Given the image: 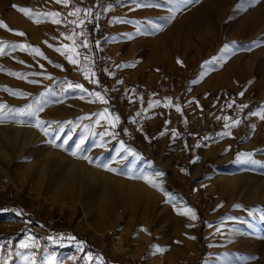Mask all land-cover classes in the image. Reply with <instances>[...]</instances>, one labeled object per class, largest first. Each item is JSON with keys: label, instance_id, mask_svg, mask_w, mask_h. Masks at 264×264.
I'll return each mask as SVG.
<instances>
[{"label": "rangeland", "instance_id": "1", "mask_svg": "<svg viewBox=\"0 0 264 264\" xmlns=\"http://www.w3.org/2000/svg\"><path fill=\"white\" fill-rule=\"evenodd\" d=\"M229 1L256 19L249 37L243 24L228 26L231 10L220 19ZM12 5L42 14L40 22ZM171 7L0 0V41L43 53L8 47L0 55V264H264V119L250 115L264 107V0H184L174 18ZM64 23L70 33H61ZM5 133L26 137L25 151L59 146L75 155L76 173L114 175L153 201L117 203L125 220L116 231L86 223L81 207L54 205L53 192L45 200L32 189ZM187 209L195 220L180 214Z\"/></svg>", "mask_w": 264, "mask_h": 264}, {"label": "bare ground", "instance_id": "2", "mask_svg": "<svg viewBox=\"0 0 264 264\" xmlns=\"http://www.w3.org/2000/svg\"><path fill=\"white\" fill-rule=\"evenodd\" d=\"M231 3L232 1L227 3L228 6L226 9L223 7L224 10L221 12L220 19H223L224 12L231 10L230 22H232H229L228 26L230 28L235 26V22L237 24H243L244 30H242V37H249L253 25L256 23V19L251 18L250 14H244V7L236 5L235 1L233 4ZM260 50L258 52H262V56L260 53L255 52L251 57L257 59L260 55L259 60L264 61V49ZM250 61L249 59L243 63L242 68L244 72L247 70ZM259 69H256V73L260 75L262 71H259ZM3 135L4 140H8L7 142L9 143L14 141L18 145V149L14 151L15 153L9 155L17 160L18 168L26 170L24 174L34 179L35 184L32 189L38 190V192L40 191V196L45 200H48V193L53 192L51 195L56 197L55 199L52 198L54 205L69 207L71 209H75L78 206L81 207L83 209L82 220L86 223L89 222L88 218H90L93 222L104 225L107 228L106 231H116L118 227V225L116 227V223L119 220H125V216L119 210L115 209L117 203L123 206H133L146 203L151 205L153 201L151 196V198L145 197L147 201H144L143 197L141 199L140 195H143L142 189L136 190L138 193L135 191L137 193H134L136 195L135 197L133 194L134 189L121 184L124 182L123 180L116 181L114 175L106 176L102 174L98 176L94 171H88L87 173L83 171L84 174L82 172L76 173L74 165L78 163H76L78 160L75 155L63 151L59 146L57 147L56 145L45 142L40 146H29V150L25 151L23 144L28 141L26 137L19 140V134L17 136L7 133ZM19 145L21 146L19 147ZM24 151L31 155V159H29L30 156H27V154L24 157L21 156L24 154ZM2 178L0 174V182L3 180ZM116 182H118V185ZM148 204L147 206H149ZM255 243L256 246L260 244L257 241ZM113 246L114 249H118L119 243H114Z\"/></svg>", "mask_w": 264, "mask_h": 264}, {"label": "snow or ice", "instance_id": "3", "mask_svg": "<svg viewBox=\"0 0 264 264\" xmlns=\"http://www.w3.org/2000/svg\"><path fill=\"white\" fill-rule=\"evenodd\" d=\"M57 3H64L65 5H67L68 3V0H56ZM165 3H167L168 5H172L173 7H171L169 9L171 15H172V18H174L175 16V13L180 11V6L181 4L184 3V0H165ZM148 6H152V7H162V4L160 3H156V4H153V5H148ZM12 7L16 8L19 12L23 13L25 16L29 17L30 19H33L34 22H40V16L42 14H38V13H34L32 12V10L26 8V7H20L18 5H12ZM81 9L79 7L76 8L75 12L73 13H69L70 15H75L76 13L80 12ZM86 11H90V10H86ZM44 16H48V17H56L58 16L59 14L58 13H47V14H43ZM53 22L54 23H59L58 20H55L53 19ZM0 27H4L7 29V25L3 22V21H0ZM9 31H12L11 29H8ZM16 35H25V33H22V32H15ZM51 47V45H49ZM85 47H87V44L85 43L84 45ZM10 47L11 49L15 50L17 48H19L20 50L24 51V50H31L32 53H36L38 55H43V53L40 52V50L38 48H34L32 47L31 45H25V44H5V42L3 41H0V55L4 54L5 53V49ZM56 51H59L61 52V54L63 55L64 53L61 51V49L57 48ZM223 52H228L229 51V46L228 45H225L224 46V49L222 50ZM70 63H77V61L75 59H73L71 56L68 57ZM85 60H87L88 58L87 57H84ZM215 59V58H214ZM21 63H23V61H20ZM178 63H182L180 61H178ZM211 62L210 61H207L205 62V64H210ZM128 66H131V65H128ZM2 70V69H0ZM11 75H19L17 73H9ZM84 75H85V79H88V73L87 72H84ZM92 82H95V83H98V81H92ZM196 81H192V83H195ZM33 83H36V81H33ZM71 86V85H70ZM75 88H78V89H81L83 91H87V89H84L82 85L80 84H76L75 85ZM6 91H11L9 89H5ZM12 94H18L16 92H12ZM93 95L97 96L99 99L103 100V97L101 96V94L99 92H96V93H92ZM240 95H243V93H240ZM155 105H159L160 104V101H155L154 102ZM169 103H171V101H169ZM154 105L152 103L149 104V107H153ZM7 106L6 105H0V109H4L6 108ZM229 107H231V105H229ZM242 107H247V105H243ZM9 111H13V112H21L23 110H17V109H9ZM107 110H105L106 112ZM176 111L177 112H180L181 109L179 106H176ZM103 115V113L101 114ZM250 115H259L261 119H264V107L261 108V110L259 112H253L251 113ZM116 119L118 120L119 118L116 117ZM225 119H228V118H225ZM240 123L239 120H236L233 122V125L231 126H237L238 124ZM114 126V125H113ZM229 125H226V127H228ZM254 127V125H253ZM225 135H228L229 133H224ZM112 135H114V133H112ZM161 135H163V133H161ZM177 135V133L175 132V130H173V136L175 137ZM121 148L124 149V151L126 152H132L133 155H137L135 152H133L131 149H125L124 148V145H123V142H121ZM250 158V157H249ZM105 167H107L105 165ZM109 171H115V169H111L109 168L108 169ZM163 173H156V175H162ZM147 180L148 183L152 184V186H156L155 184V181L151 180V179H148V178H145ZM237 207H239V205H237ZM6 211V209H5ZM191 213V218L193 220L196 219V215L195 213L191 210V209H187V210H182L180 214H184V215H187ZM55 242V241H54ZM21 247H27V245H21ZM156 251H161V249L159 248H156ZM25 259H27V257H25ZM53 261L55 260V257H52L51 258ZM97 259L100 261V264H103V261H102V258L101 257H97Z\"/></svg>", "mask_w": 264, "mask_h": 264}, {"label": "built area", "instance_id": "4", "mask_svg": "<svg viewBox=\"0 0 264 264\" xmlns=\"http://www.w3.org/2000/svg\"><path fill=\"white\" fill-rule=\"evenodd\" d=\"M71 31V26L69 23H64L62 26H61V33L63 34H67V33H70Z\"/></svg>", "mask_w": 264, "mask_h": 264}]
</instances>
